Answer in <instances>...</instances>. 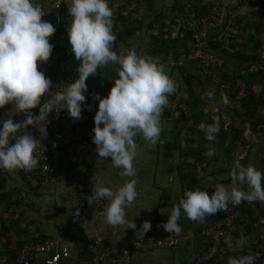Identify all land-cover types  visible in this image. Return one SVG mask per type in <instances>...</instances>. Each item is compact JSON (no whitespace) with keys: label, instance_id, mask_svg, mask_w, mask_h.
Segmentation results:
<instances>
[{"label":"clouds","instance_id":"9594fccd","mask_svg":"<svg viewBox=\"0 0 264 264\" xmlns=\"http://www.w3.org/2000/svg\"><path fill=\"white\" fill-rule=\"evenodd\" d=\"M59 6L58 0L56 7ZM47 11L38 0H0V109L12 105L16 114L23 113L25 117L19 122L13 118L0 120V169H35L39 163L35 155L37 141L27 130V125L44 124L54 109H67L73 121L78 122L82 110L91 111V106L85 105L87 78L95 77L98 68L115 64L119 66L118 75L108 95L94 96L99 103L92 139L100 158H111L112 166L122 169V177H135L134 161L138 156L135 138L142 136L151 146L161 139L162 112L169 104V96L176 92V82L157 58L140 56L134 48L119 53L113 50L116 36L109 0H70L72 23L67 35L74 58L80 61L78 79L55 92L38 111H30L41 94L52 92L51 79L38 66V62L48 57L54 43L49 37L55 25L45 19ZM207 96L214 98V91ZM222 102L228 104V98L224 96ZM21 129H24L22 133ZM219 130V121L214 119V123L205 129V139L214 140ZM214 154L209 148L207 155ZM229 175L233 186L217 185L211 196L199 188L186 189L160 227L168 233L180 234L182 219L202 223L218 211L227 212L229 204L264 203V173L254 165L245 166L237 160ZM237 185H247V191ZM137 196V180L133 178L116 190L97 184L88 203L93 205L107 199L106 222L124 230H137L134 220L130 222L126 218V209ZM151 227L149 221H144L136 235L143 239ZM237 246H240L239 241ZM229 247H232L231 243ZM254 259L252 255H246L231 258L228 264H254Z\"/></svg>","mask_w":264,"mask_h":264},{"label":"crops","instance_id":"0c3cea01","mask_svg":"<svg viewBox=\"0 0 264 264\" xmlns=\"http://www.w3.org/2000/svg\"><path fill=\"white\" fill-rule=\"evenodd\" d=\"M212 1V4H208L214 5L222 12L223 20L219 27L205 31L202 42H205L207 47L209 43H215L217 39L222 38L223 41H228L232 29L235 31L231 19L233 18V21H235L239 16L250 18V14L254 9L253 0ZM38 2L42 3L43 7L48 10L45 19L50 20L53 14L52 5L48 0H38ZM124 5V0H109V7L113 10V16H116ZM156 6L152 11H148L145 8H140L136 1L135 4L127 5V9L128 7L130 9L126 13H133V11L137 13L141 17L144 28L140 34L128 43L120 45L119 52L134 48L138 55L146 56L151 36L155 34V31L149 30L148 27L156 15L164 11L161 6L160 9ZM227 14L229 22L225 21ZM185 24L188 29L192 27L193 22L189 20ZM181 26L185 25L180 23L173 27L172 38L177 36V31ZM252 34L255 35L254 31L245 33L243 40L245 41V38L247 39ZM243 40L241 39V43H247ZM175 59V57H172L165 62V71L176 82V86L183 87L185 84L184 79L190 77L195 80L194 84L202 82L204 84L203 89L206 91L208 86H206V79L203 78L200 66L194 61L185 60L184 56L176 60L178 62ZM223 62L226 63L232 74L245 68L238 60L230 57H227ZM76 77L78 79V75ZM95 78L96 76L91 75L88 77V79L94 80ZM210 90L213 92L211 88ZM89 106H91V111H88L95 116L98 106L93 104H89ZM174 107V103H169L162 112L161 126L163 130L161 139L155 146L149 145L142 136L138 135L135 138L138 145V156L134 161L135 177H122L120 175L122 169L114 168L111 158L105 160L98 156L95 144H92L90 149L83 150L78 155L76 154V148L67 149L61 155L60 179L51 189L43 193L38 191L32 179L29 183L23 174L17 170L0 169V198L3 195H9L11 197L10 201L17 204L16 206L19 207L17 214L23 212L24 216L19 227L16 228L26 229L28 232L27 235L19 236H14L10 231L6 233L7 238L10 240V249L17 248L18 243L49 238L59 243L58 248L51 254H38L31 264H47V261L54 255L60 256L59 264H89L84 248L91 240H97L100 248L112 250L138 240L139 235H136V231L144 221L165 223L168 219L167 213L170 212L173 205L179 202L187 185V183H183L179 173L187 159L185 153L187 152L189 136L187 135V129H182V125L178 123V114L174 112ZM30 111L35 112L32 109ZM227 113L230 114V112ZM9 118L19 122L25 117L23 113L16 114L12 105H5L4 108L0 109V120ZM73 125V118L64 115L62 118L63 129L68 130ZM27 130L36 138L37 148L42 153H52L51 137L44 124L38 126L33 122L27 125ZM23 131L24 129H21V133ZM19 134L17 133V135ZM93 136L94 132H92ZM244 138L248 139V136L245 135ZM240 154L241 151L237 153L233 162L218 158L217 163L209 167V172L214 170L215 172L191 188L207 191L211 196L217 185L233 186L229 173L235 161L239 160L245 166H255L256 156L249 162L243 163V156ZM68 165H71V173L67 175L66 168ZM219 167L220 173H218ZM133 178L137 180L138 196L136 201L127 207L126 218L130 222L134 220L137 230H124L122 227H113L106 222L104 210L109 203L107 199H104V215L97 217L93 206L88 203L93 187L97 184H103L116 190L127 180ZM237 186L242 187V185ZM3 200H5V197L0 202ZM5 208V203H0V224L1 222L6 224L8 221ZM260 208L264 211V203L261 204ZM255 214H258L257 209H255ZM221 216L222 213L218 211L214 215H209L202 223L182 219L180 226L182 227L181 234H183L184 240L181 246L173 250L135 253L133 264H191L193 259L206 248L209 242L202 235L203 229ZM260 220L264 224V217ZM259 230L257 234L249 239L248 249L254 253H257L259 240L264 238V233L261 229ZM1 240L4 249L3 245L6 238ZM63 243L66 245L67 250V257L65 258L62 255ZM5 257L7 258V255ZM231 258H234L231 253L226 257L222 256L216 261V264H228Z\"/></svg>","mask_w":264,"mask_h":264},{"label":"trees","instance_id":"16d2710c","mask_svg":"<svg viewBox=\"0 0 264 264\" xmlns=\"http://www.w3.org/2000/svg\"><path fill=\"white\" fill-rule=\"evenodd\" d=\"M132 1L124 0L125 5L122 7V10L116 16H113V32L116 36L113 50L118 53L120 45L128 43L136 35L140 34L144 28L141 17L137 13H134V11L133 13H126L127 5H130ZM135 1L138 2L140 8H145L148 11H152L156 4H159L162 10L171 7L168 11L176 13V17H179L178 22L170 20L169 25H167L165 23L166 17L162 12L156 15L148 27L149 30L155 31V34L151 36L146 56L157 58L164 66H166L165 62L168 59L175 57L176 61L183 56H187L192 51L195 25L198 21L208 18L215 8L214 5L203 4V0ZM250 15V18L239 16L235 19L234 26L237 34L231 36L228 42L223 41L221 38L217 39L215 43H209L208 47L205 46V42H202L204 51L217 56L222 61L227 57L236 59L241 65L245 66L241 71H235L232 74L226 63L222 65L219 79L222 84L230 86L229 90L222 94L214 93V98H209L207 96V93L211 92L209 77L205 70L200 67L203 78L206 79L208 91H204V84L202 82L194 84L195 80L189 77L184 79V86L177 87L176 92L168 98L170 104L174 103V112L178 114V123L182 125V129H187V135L189 136L187 152L185 153L187 159L179 173V177L183 183H187L186 189L194 187L203 181L204 178H207L208 175H212L215 170L209 172V167L212 164H216L218 158L233 162L239 149L241 150L240 155L243 156V163L249 162V160L256 156L255 167L264 173V159L260 162V150L257 146L258 142H264V58H262L261 53L264 46V8L262 10L253 9ZM226 16L225 21L229 22L228 14ZM50 20L53 22V14ZM189 20H192L193 25L187 29L185 23ZM71 23L72 17L69 15V10L64 9L63 27L55 34V37L53 36L52 40L54 43L48 57L38 62V65L43 62L48 65L50 70L48 77L51 81L61 77L69 83L74 82L77 78V69L80 66V61L75 60L67 35V30L71 26ZM180 23H183L185 26H181L177 31V36L172 38L173 27H176ZM250 31H254L255 35H249L244 41V34ZM238 39H242L247 43H241ZM260 63L262 65L261 71L254 74H243L250 65ZM118 67V65L109 64L106 67L98 68L95 80L87 78V90L97 91L100 88H111L114 84V79L118 75ZM224 96L228 98V104L222 102ZM85 105H89V102L86 101ZM91 113L86 109L82 110L81 119L78 122L73 121L74 125L68 130L79 126L82 130L83 140L94 145L92 132L95 124L94 116ZM214 119L219 121L220 130L215 135V139L209 141L205 139V129L208 125L214 123ZM245 135L248 136V139L244 138ZM209 148L213 149L215 153L211 157L207 155ZM65 152L66 149H61V154ZM250 156H252L251 159ZM36 169H33V171ZM70 169L71 165H68L66 168L67 175L71 173ZM218 173H220V167ZM22 174L31 183V176L29 174ZM239 187L247 191V185ZM4 197L5 200L0 203H5L8 221L6 224L4 222L0 224V240L6 238L3 245V251L5 250L4 255L6 253L7 263L13 264L25 244L30 242L36 243L42 239L18 243L17 248L10 249V240L7 238L6 233L10 231L14 236H19L27 235L28 232L26 229L20 230V228H16L19 227L24 213L19 212L17 214L19 211V207L16 206L17 204L10 201L11 197L9 195H3L0 200ZM261 204L259 201L252 203L242 202L237 206L229 204L227 212L220 211L222 213L221 217L232 212H239V216L235 221V225L237 226L236 234L244 236L247 242L242 246L232 245V247H227L224 252L218 251L210 260L202 264H216V261L220 257H226L230 253L234 258L237 257V259L246 255H252L255 258L254 264H258L259 258L264 257V238L259 240L257 253L249 250L248 244L249 239L257 234L260 231L259 229L264 233V224L260 220L264 217V211L260 208ZM255 209L258 210L257 215L255 214ZM205 228L202 231L203 236ZM207 240L209 242L206 248L193 259L191 264H194L195 261L207 253L211 247L210 240ZM182 243L183 241L179 246ZM84 250L90 264L89 254L85 248Z\"/></svg>","mask_w":264,"mask_h":264},{"label":"built area","instance_id":"2783aa9c","mask_svg":"<svg viewBox=\"0 0 264 264\" xmlns=\"http://www.w3.org/2000/svg\"><path fill=\"white\" fill-rule=\"evenodd\" d=\"M53 9V22L55 25L54 31L50 35V39L55 37V34L63 27V10H69L70 0H59L60 6L56 7L58 0H48ZM57 16L59 20H57ZM223 20V14L219 9H214L213 13L205 20L197 22V29H195L193 49L185 60L196 62L201 68L205 70L209 77L210 86L214 93L222 94L229 90V85L222 84L219 79L220 68L224 62L217 56L212 55L209 52L203 50L202 39L205 35V31L212 28H217L221 25ZM232 27L235 29L233 18L231 19ZM195 25V26H196ZM232 29V28H231ZM237 34L236 30L229 34V38ZM54 36V37H53ZM228 38V39H229ZM241 42L240 39H238ZM226 42H228L226 40ZM264 47L261 50L262 58H264ZM166 64V63H165ZM42 68L45 74L48 76L50 70L48 65L43 62L38 65ZM262 70V65L252 64L246 68L243 74H254ZM68 82L63 78H57L52 81V90L49 94H41L40 100L32 108L35 112L39 107L51 99L55 92L62 90ZM111 88H100L97 91L87 90L84 94L86 101L89 104L98 105L99 101L94 98L96 94L100 97H106ZM89 100V101H88ZM85 101V103H86ZM96 103V104H95ZM58 109H54V113H51L47 120L44 122L46 130L51 137L52 153H42L36 148L35 155L39 160L36 170L24 171L23 169H16L20 173L29 174L34 184L38 188V191L43 193L52 188V186L60 179L61 168V149L76 148V154L78 155L83 150L90 149L92 144L84 141L82 138V130L79 126L73 127L71 130H65L62 126V118L64 115H68L67 109H62L58 112ZM104 199L93 203V208L97 217L104 215ZM239 216V212H232L226 216L219 218L217 221L209 224L203 234L210 240L211 247L208 249L202 257H200L194 264H202L212 258V256L218 252H224L229 243L231 245H237V241L240 242V246L245 245L247 240L244 236L237 235V226L235 221ZM162 222H152L151 229L148 231L143 239H138L129 245H121L112 250L100 248L97 240H91L85 245V249L89 254L90 264H133V254L135 253H147L155 250H171L177 248L184 240L182 234L168 233L164 228L160 227ZM59 243L53 239L45 238L36 243H28L23 246L19 255L15 259L13 264H31L33 259L38 254H51ZM66 245L63 243V257H67ZM60 256L54 255L47 264H59ZM0 264H8L7 258L4 255L3 247L0 241ZM258 264H264V257L259 258Z\"/></svg>","mask_w":264,"mask_h":264},{"label":"rangeland","instance_id":"374dc122","mask_svg":"<svg viewBox=\"0 0 264 264\" xmlns=\"http://www.w3.org/2000/svg\"><path fill=\"white\" fill-rule=\"evenodd\" d=\"M125 1H127V0H125ZM134 1V0H133ZM131 2L132 4H135V2ZM212 0L211 1H205V0H203V4H205V5H208V3H211L212 4ZM132 7V6H131ZM253 7H254V9H256V10H262L263 8H264V2H263V0H253ZM156 8H158V9H160V6L159 5H157L156 6ZM217 7H215L214 9H216ZM127 9V8H126ZM130 8L128 7V9L126 10V11H128ZM171 9V7H169V8H167V9H165L164 11H163V13H164V15H165V17H166V19H165V23H169V21L170 20H172V21H175V22H178V19H179V17H176V13H171V12H169L168 10H170ZM214 9H213V11H214ZM193 17V16H192ZM203 20H205V18L203 19ZM195 29H197V25L195 26V28H194V30ZM210 88L212 89V87L210 86ZM213 90V89H212ZM226 112H229L228 110H226ZM247 136V135H246ZM257 146H258V149L260 150V152H259V159H260V162L264 159V142H258V144H257ZM241 150L239 149L237 152L239 153ZM252 157L250 156V159H251Z\"/></svg>","mask_w":264,"mask_h":264}]
</instances>
